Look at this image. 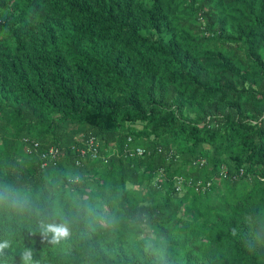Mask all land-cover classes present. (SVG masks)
<instances>
[{
    "label": "trees",
    "instance_id": "16d2710c",
    "mask_svg": "<svg viewBox=\"0 0 264 264\" xmlns=\"http://www.w3.org/2000/svg\"><path fill=\"white\" fill-rule=\"evenodd\" d=\"M3 183L41 215L0 213V264H264V0H0Z\"/></svg>",
    "mask_w": 264,
    "mask_h": 264
},
{
    "label": "clouds",
    "instance_id": "9594fccd",
    "mask_svg": "<svg viewBox=\"0 0 264 264\" xmlns=\"http://www.w3.org/2000/svg\"><path fill=\"white\" fill-rule=\"evenodd\" d=\"M76 211L81 218H88L89 220L95 218L113 230L120 223V219L115 212L106 210L98 213L94 206L79 195L76 196ZM30 212H34L38 216L41 215L40 209L34 204L28 190L18 188L10 183L0 184V213L19 216ZM128 223L133 230L134 238L142 243L144 251L157 256L162 261L167 250L164 246L163 239L157 236L147 216L145 215L143 219L131 218ZM40 230L43 235L50 236L51 242L54 244L68 240L71 236V228L67 221L48 223L41 218ZM8 246L7 241L0 243V254H3V250L8 248ZM22 258L25 264H30L32 259L31 251L25 250Z\"/></svg>",
    "mask_w": 264,
    "mask_h": 264
},
{
    "label": "built area",
    "instance_id": "2783aa9c",
    "mask_svg": "<svg viewBox=\"0 0 264 264\" xmlns=\"http://www.w3.org/2000/svg\"><path fill=\"white\" fill-rule=\"evenodd\" d=\"M128 141H130V138H128ZM87 144H88V149L89 150H91L92 151V153H94V155H96L97 156V144L98 143H96L95 142V139L92 137V136H90V137H88L87 138ZM50 153L54 156V154H55V150H53V149H51L50 150ZM130 154L132 155V154H135V155H137V156H142L143 154H145V150H144V148H142V147H135L131 152H130ZM78 164H79V162H77ZM196 165H199V166H201L203 163H204V159H200V160H197V161H195L194 162ZM162 172L160 171V174H161ZM177 179V184L179 185V186H177V190H179L180 189V186L182 185V183H183V178L182 177H178V178H176ZM156 180H157V178H156Z\"/></svg>",
    "mask_w": 264,
    "mask_h": 264
}]
</instances>
